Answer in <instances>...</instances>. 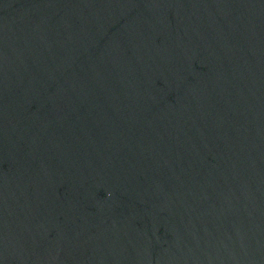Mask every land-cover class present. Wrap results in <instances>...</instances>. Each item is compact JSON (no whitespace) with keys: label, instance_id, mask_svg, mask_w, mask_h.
I'll return each instance as SVG.
<instances>
[{"label":"water","instance_id":"1","mask_svg":"<svg viewBox=\"0 0 264 264\" xmlns=\"http://www.w3.org/2000/svg\"><path fill=\"white\" fill-rule=\"evenodd\" d=\"M0 264H264V0H0Z\"/></svg>","mask_w":264,"mask_h":264}]
</instances>
